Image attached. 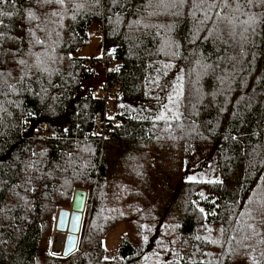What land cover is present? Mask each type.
Wrapping results in <instances>:
<instances>
[{
    "label": "trees",
    "instance_id": "obj_1",
    "mask_svg": "<svg viewBox=\"0 0 264 264\" xmlns=\"http://www.w3.org/2000/svg\"><path fill=\"white\" fill-rule=\"evenodd\" d=\"M198 3L0 8L12 13L0 16V264H264V22L226 45L199 23ZM242 11L260 17L264 5ZM92 25L101 54L78 56ZM103 112L118 122L105 142L91 123ZM210 148L217 178H185L183 161ZM76 189L86 193L76 249L53 255L56 212Z\"/></svg>",
    "mask_w": 264,
    "mask_h": 264
},
{
    "label": "snow or ice",
    "instance_id": "obj_2",
    "mask_svg": "<svg viewBox=\"0 0 264 264\" xmlns=\"http://www.w3.org/2000/svg\"><path fill=\"white\" fill-rule=\"evenodd\" d=\"M161 2H164V0H161ZM8 3L14 4L15 0H0V8ZM37 3L62 5L64 0H37ZM195 3L196 0H171L173 7H175L177 4L184 5ZM233 4L235 7L232 6ZM245 5L248 7L253 5L261 6L264 5V0H232V3H229V0H199V3L196 4V7L203 10L204 16V18L200 20L199 23L201 25H207L208 23H211V29L208 30V34L213 36L214 39H218L226 45L229 44V42L242 45V43L247 42L249 33L252 35L258 34L257 29L259 28L260 24L264 22L261 19V17H264V14H260V17H258L255 13L249 14L248 12L242 11ZM5 15L11 16L12 13H6L0 10V16ZM52 15H56V13L54 12ZM193 15L195 16V13H193ZM241 16H247V19H240ZM74 18L75 17H73V19ZM27 19L28 21H34L38 19V17L33 11L28 10ZM2 23L3 21L0 20V24ZM36 27L38 28L39 25ZM27 31H29L35 37L34 29L28 28ZM3 38L4 34L0 33V40ZM34 42L38 45L44 44V41L39 38H36ZM18 63L20 65H25L26 61L21 59L18 61ZM41 63L40 55L36 54V63L33 65V67L39 71L41 69ZM44 71H46V69H44ZM8 75H10V73ZM3 76L4 73L0 72V77ZM21 79H23V77ZM176 118H178V116ZM157 119L163 120L166 119V117L164 115H160L157 117ZM200 211L203 212L204 210L200 209ZM258 213L262 218V222H264V205L258 209ZM262 226H264V223H262ZM248 227L254 229V235H261L259 231L255 230V225L249 224ZM221 231L223 232L224 229L222 228ZM248 238L249 237H244V239ZM211 242L218 243V241ZM260 243H264V240L260 241ZM261 256H264V253H261ZM253 261L254 264H257L255 258H253Z\"/></svg>",
    "mask_w": 264,
    "mask_h": 264
},
{
    "label": "rangeland",
    "instance_id": "obj_3",
    "mask_svg": "<svg viewBox=\"0 0 264 264\" xmlns=\"http://www.w3.org/2000/svg\"><path fill=\"white\" fill-rule=\"evenodd\" d=\"M95 30V26H91L88 31L87 42L82 45L77 51V55L81 57L87 58H96L101 54L100 48V36L92 37L90 35L91 31ZM98 66L95 67V70L98 73V78L94 79L92 82L93 88L99 86L100 83V75L104 73L102 65L97 63ZM111 156L108 154V158ZM183 170L185 172L184 177H198L199 175L207 176L209 179H216V170L213 160V149H204V150H194L190 156L183 161ZM122 233V228L118 227V229L111 231L107 234L104 240V246L109 250V252H113L115 250L117 239L119 234ZM64 233H58L53 230L52 237L49 245V253L53 255H61L62 245H63Z\"/></svg>",
    "mask_w": 264,
    "mask_h": 264
},
{
    "label": "water",
    "instance_id": "obj_4",
    "mask_svg": "<svg viewBox=\"0 0 264 264\" xmlns=\"http://www.w3.org/2000/svg\"><path fill=\"white\" fill-rule=\"evenodd\" d=\"M85 198V191L76 189L69 207L60 208L56 212L54 229L57 232L64 233L61 256H67L76 249Z\"/></svg>",
    "mask_w": 264,
    "mask_h": 264
},
{
    "label": "built area",
    "instance_id": "obj_5",
    "mask_svg": "<svg viewBox=\"0 0 264 264\" xmlns=\"http://www.w3.org/2000/svg\"><path fill=\"white\" fill-rule=\"evenodd\" d=\"M92 36H99L101 35V28L97 27L94 31H92L91 33ZM115 91L117 88L116 86L113 87ZM116 88V89H115ZM104 92H108L107 89H105L101 94L102 96H107ZM105 112V111H104ZM103 112V116H94L91 119V123L93 126V131L94 133L100 137V140L102 142H105L110 135V131L112 129V127H115L117 125V121L113 120V119H108L106 118L105 113Z\"/></svg>",
    "mask_w": 264,
    "mask_h": 264
},
{
    "label": "crops",
    "instance_id": "obj_6",
    "mask_svg": "<svg viewBox=\"0 0 264 264\" xmlns=\"http://www.w3.org/2000/svg\"><path fill=\"white\" fill-rule=\"evenodd\" d=\"M57 232V231H56ZM58 233H60V232H58ZM52 237V236H51ZM64 240V239H63Z\"/></svg>",
    "mask_w": 264,
    "mask_h": 264
}]
</instances>
